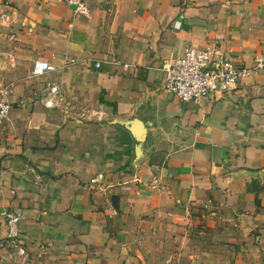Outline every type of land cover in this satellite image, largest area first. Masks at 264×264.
<instances>
[{
  "label": "crops",
  "instance_id": "obj_1",
  "mask_svg": "<svg viewBox=\"0 0 264 264\" xmlns=\"http://www.w3.org/2000/svg\"><path fill=\"white\" fill-rule=\"evenodd\" d=\"M83 1L89 16L0 0V51L30 61L6 75L0 264H264V70L201 104L167 93L159 71L215 40L238 66L264 60V0ZM39 61L55 71L34 78ZM10 212L26 257L9 246Z\"/></svg>",
  "mask_w": 264,
  "mask_h": 264
},
{
  "label": "built area",
  "instance_id": "obj_2",
  "mask_svg": "<svg viewBox=\"0 0 264 264\" xmlns=\"http://www.w3.org/2000/svg\"><path fill=\"white\" fill-rule=\"evenodd\" d=\"M75 7L76 15L89 16L90 10L83 0H59ZM101 64H97L100 68ZM129 66H125L128 69ZM264 60H256L251 67L238 66L230 52L223 49L220 40L213 41L206 49L188 47L183 54L164 62L159 71L165 76V91L173 95L183 104H201L210 99H223L235 93L242 80L262 72ZM54 66L44 61L36 62L32 76L41 78L54 72ZM62 97L59 86L49 85L43 97L47 109L57 107V101ZM12 106L0 99V122L9 118ZM103 180L98 175L90 182V188H95ZM157 181L154 185H157ZM22 217L14 212L6 214L9 246L18 252V256L26 257L22 245Z\"/></svg>",
  "mask_w": 264,
  "mask_h": 264
},
{
  "label": "rangeland",
  "instance_id": "obj_3",
  "mask_svg": "<svg viewBox=\"0 0 264 264\" xmlns=\"http://www.w3.org/2000/svg\"><path fill=\"white\" fill-rule=\"evenodd\" d=\"M11 33L1 34V38L11 37ZM9 40V39H7ZM1 49H4V46H0ZM14 59V60H13ZM30 61H26V59L16 58V56H10L9 54H5V50L0 51V99H5V92L7 88L12 87L14 84V79L6 78V75L12 71L16 73H28L29 71Z\"/></svg>",
  "mask_w": 264,
  "mask_h": 264
},
{
  "label": "water",
  "instance_id": "obj_4",
  "mask_svg": "<svg viewBox=\"0 0 264 264\" xmlns=\"http://www.w3.org/2000/svg\"><path fill=\"white\" fill-rule=\"evenodd\" d=\"M130 129L139 142L144 141L146 130L144 129L143 123L140 120H135Z\"/></svg>",
  "mask_w": 264,
  "mask_h": 264
}]
</instances>
